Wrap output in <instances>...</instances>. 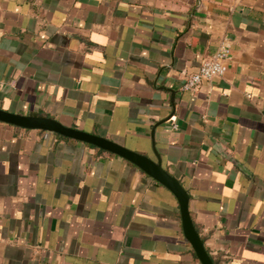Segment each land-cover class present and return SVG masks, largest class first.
Masks as SVG:
<instances>
[{"label":"crops","instance_id":"crops-1","mask_svg":"<svg viewBox=\"0 0 264 264\" xmlns=\"http://www.w3.org/2000/svg\"><path fill=\"white\" fill-rule=\"evenodd\" d=\"M0 109L155 146L214 263L264 264V0H0ZM101 150L0 122V264H201L176 196Z\"/></svg>","mask_w":264,"mask_h":264},{"label":"water","instance_id":"water-1","mask_svg":"<svg viewBox=\"0 0 264 264\" xmlns=\"http://www.w3.org/2000/svg\"><path fill=\"white\" fill-rule=\"evenodd\" d=\"M0 122L28 130H41L79 142H84L111 154L122 157L134 164L148 176L152 177L158 183L168 188L176 196L180 204L183 229L186 239L192 245L201 264H215L206 249L204 240L201 238L193 223L189 208L190 197L188 192L177 178L169 174L163 168L161 157L155 146L154 151L157 161L123 147L112 140H108L94 134H89L74 128L66 127L53 118L39 114H31L27 116L9 113L0 109Z\"/></svg>","mask_w":264,"mask_h":264},{"label":"built area","instance_id":"built-area-1","mask_svg":"<svg viewBox=\"0 0 264 264\" xmlns=\"http://www.w3.org/2000/svg\"><path fill=\"white\" fill-rule=\"evenodd\" d=\"M231 61V50L226 44L219 47L216 53L206 60L199 71L189 76L182 86L183 91H194L203 84L204 81L226 74L228 63ZM177 127V126H175Z\"/></svg>","mask_w":264,"mask_h":264},{"label":"trees","instance_id":"trees-1","mask_svg":"<svg viewBox=\"0 0 264 264\" xmlns=\"http://www.w3.org/2000/svg\"><path fill=\"white\" fill-rule=\"evenodd\" d=\"M57 136H59V137H61V138H64V137H62V136H60V135H57ZM66 139V138H65ZM101 151H103V150H101Z\"/></svg>","mask_w":264,"mask_h":264}]
</instances>
